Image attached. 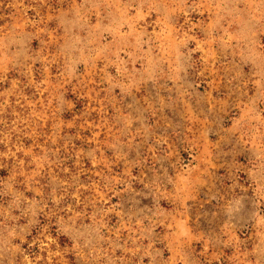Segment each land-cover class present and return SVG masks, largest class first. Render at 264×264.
<instances>
[{
    "label": "rangeland",
    "instance_id": "374dc122",
    "mask_svg": "<svg viewBox=\"0 0 264 264\" xmlns=\"http://www.w3.org/2000/svg\"><path fill=\"white\" fill-rule=\"evenodd\" d=\"M0 264H264V0H0Z\"/></svg>",
    "mask_w": 264,
    "mask_h": 264
}]
</instances>
